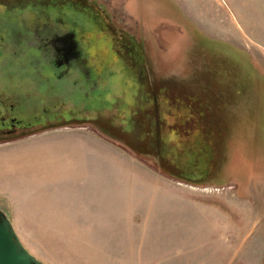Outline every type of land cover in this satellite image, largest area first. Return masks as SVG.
I'll return each mask as SVG.
<instances>
[{"label":"rangeland","instance_id":"obj_1","mask_svg":"<svg viewBox=\"0 0 264 264\" xmlns=\"http://www.w3.org/2000/svg\"><path fill=\"white\" fill-rule=\"evenodd\" d=\"M127 1L103 0L125 19ZM139 1L155 22L145 39L148 69L108 70L105 80L83 89L88 93L82 103L74 87L67 103L82 106V123L0 146V207L22 245L43 264H195L207 259L209 240L210 264H220L219 249L221 264H264V50L251 46L230 20L232 15L243 25V17L262 20L264 5ZM183 23L191 26L185 33ZM187 34L200 45L207 38L211 48L232 58L218 59L211 51V66L236 71L240 63L246 69L241 97L246 96L239 106L250 104L256 115L254 136L243 143L231 136L227 171L210 180L196 179L208 176L204 167L211 154L208 147L198 150L195 134L204 124L213 131L204 143L211 142V164L218 163L225 135L218 131L227 134L235 117L211 110L234 106L209 101L202 109L188 99L199 92L195 84L212 80L205 74L191 80V70L176 71L189 59L183 51L195 45ZM228 74L218 80L233 78ZM183 109L191 118L180 117ZM240 126L246 133L247 123ZM191 157L196 162L191 182L165 174L182 175Z\"/></svg>","mask_w":264,"mask_h":264},{"label":"flooded vegetation","instance_id":"obj_2","mask_svg":"<svg viewBox=\"0 0 264 264\" xmlns=\"http://www.w3.org/2000/svg\"><path fill=\"white\" fill-rule=\"evenodd\" d=\"M122 9L135 19L116 15L103 0H0V146L60 129L68 123H82V106L67 103L74 87L82 92L89 84L97 85L110 69L134 66L142 73L148 69L145 39L150 36L147 28L155 22L146 16L139 0H128ZM183 24L179 27L185 33L191 26ZM187 38L195 45L182 50L189 59L176 69H190L191 80L203 74L212 80L195 84L194 90L199 92L188 99L204 102V109L209 108V101H230L234 109L226 103L211 112L239 116L246 69L240 63L236 71L211 66V51L218 59L231 57L211 48L207 38L203 46L194 41L197 37L187 34ZM228 73L233 78L221 83V75L226 77ZM87 93H81V103ZM208 144L212 146L211 142ZM209 152L208 166L214 157L213 151ZM214 175L211 172L204 178H195L210 180Z\"/></svg>","mask_w":264,"mask_h":264},{"label":"water","instance_id":"obj_3","mask_svg":"<svg viewBox=\"0 0 264 264\" xmlns=\"http://www.w3.org/2000/svg\"><path fill=\"white\" fill-rule=\"evenodd\" d=\"M183 70L190 71V69H176V71ZM244 97L245 95L242 97L243 101L245 100ZM250 109H252V107L250 108V104L247 106L242 105V108H240V115L237 117L234 116L235 119L230 123V130L228 131V133L226 134V131L224 129L225 127L223 128L224 131L222 129V131H218V135L220 137L222 132L223 135L224 133L225 135L224 137H222L218 144V149L220 150L218 163L215 161L214 164H209L208 167H204L208 174H210L214 170L213 174L215 173V175L218 176V174H224L227 171V158H229V156L227 155V142L228 140L230 141L231 136L236 140V142L239 141L242 143L243 139H245L246 136L247 139L250 135L254 136L253 134L256 128V122L254 123V121H256V115H253ZM244 112L247 114L249 113L250 115H243ZM245 116L251 117V121L246 122L244 120ZM243 123H247L248 125L247 128H244V130H246V133H241L239 131L240 128L242 130V127L240 125H242ZM220 137H218V140ZM158 168L161 170L159 165ZM165 174L171 178H175L178 181H181L183 178H185L188 179V182H191L190 180H192V178H195L192 177L194 176L195 172L188 175L182 174L179 176H173L168 172H166ZM0 264H43L22 245L10 221L8 211L2 209V207H0Z\"/></svg>","mask_w":264,"mask_h":264},{"label":"crops","instance_id":"obj_4","mask_svg":"<svg viewBox=\"0 0 264 264\" xmlns=\"http://www.w3.org/2000/svg\"><path fill=\"white\" fill-rule=\"evenodd\" d=\"M256 4H262L264 5V0H256L255 1ZM132 12V11H131ZM134 12V11H133ZM244 21V25L242 23H240V21L234 17V15L231 16V21L233 22L234 20V25H236L239 29L240 35L243 38H247L249 39L248 42H251V46H255V49L260 52L259 50H264V17L257 21H254L253 19H247L245 17L242 18ZM198 26V25H197ZM199 27V26H198ZM200 28V27H199ZM245 43V42H244ZM243 43V44H244ZM247 45V44H246ZM248 46V45H247ZM246 50V49H244ZM247 52H250L249 50H246ZM251 53V52H250ZM253 54V53H252ZM225 242V239L223 241V243ZM216 246H220L221 245V239L218 241V243H214ZM211 246H212V241L209 240V244H208V256L207 259H203L201 260H197L194 261V263L196 264H200V261L202 262V264H210V255H211ZM216 249V248H215ZM222 252L219 249L218 250V256H219V263L221 264V256H222ZM224 255V254H223Z\"/></svg>","mask_w":264,"mask_h":264},{"label":"trees","instance_id":"obj_5","mask_svg":"<svg viewBox=\"0 0 264 264\" xmlns=\"http://www.w3.org/2000/svg\"><path fill=\"white\" fill-rule=\"evenodd\" d=\"M196 104L203 109V107H204L203 106V103H196ZM180 111H181L180 112L181 113L180 117H182L183 119H186V118L189 119V118H191V115L190 114H188V113L185 114V110L184 109L183 110H180ZM209 120L210 119L207 117V121H209ZM208 132H210V133H208ZM211 132H213V131L210 128L205 127V124H204V126L202 125L201 129L198 130V132H196V134H195L196 138L199 139V140L197 139L198 140L197 141L198 142L197 144H198V148H199L198 150H200L202 153L205 152L207 145H208V148L210 149V151H213L212 146L209 147V144H207V143L205 144L204 143L205 142L204 138L206 136L209 138V134H211ZM186 141H188L187 138H185V142ZM195 166H196L195 157L189 158V164H188V166H186L187 168L183 169V172H181L180 174L188 175V174H191V173L196 172ZM172 173L173 172H170V174H172Z\"/></svg>","mask_w":264,"mask_h":264}]
</instances>
